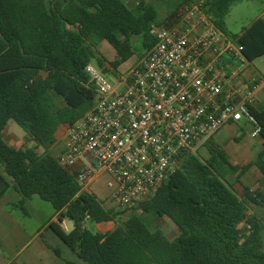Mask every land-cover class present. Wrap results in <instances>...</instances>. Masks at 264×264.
<instances>
[{
    "label": "trees",
    "instance_id": "obj_1",
    "mask_svg": "<svg viewBox=\"0 0 264 264\" xmlns=\"http://www.w3.org/2000/svg\"><path fill=\"white\" fill-rule=\"evenodd\" d=\"M156 2L142 0L131 10L124 0H0V169L21 197L11 209L28 216L26 207L33 197L49 203L58 215L49 230L78 259L66 264H264V222L249 212L251 205L264 207V192L249 191L240 199L228 182L229 175L239 179L252 168L264 177V109L249 107L261 128L262 150L256 161L234 166L211 138L204 145L207 158L183 156L155 196L138 205L141 213H131L105 234L89 231L86 219L92 224L116 222L121 213L107 209L94 194L81 193L75 178L49 151L58 129L76 123L95 104L86 66L97 59L105 75H116L135 56L134 37L142 38V58L154 47L150 32L164 21L162 5L171 20L180 8L194 4ZM236 3L199 4L252 63L264 57V18L239 35H229L225 18ZM103 42L115 50L114 61L97 57ZM11 122L36 146H10L3 133ZM157 218L169 219L178 237L169 240L154 224ZM65 221L73 223L70 232L62 227ZM51 249L64 259L60 249Z\"/></svg>",
    "mask_w": 264,
    "mask_h": 264
},
{
    "label": "built area",
    "instance_id": "obj_2",
    "mask_svg": "<svg viewBox=\"0 0 264 264\" xmlns=\"http://www.w3.org/2000/svg\"><path fill=\"white\" fill-rule=\"evenodd\" d=\"M150 34L154 47L116 84L98 67L86 66L95 104L76 123L64 125L57 157L81 193H91L105 176L108 201L121 213L138 211L183 156L196 154L224 126L246 119L255 127L253 137L261 132L249 107L264 93V77L227 89L248 61L243 47L221 32L200 4L184 6ZM224 57L238 63L230 75ZM88 223L89 218L84 226Z\"/></svg>",
    "mask_w": 264,
    "mask_h": 264
},
{
    "label": "crops",
    "instance_id": "obj_3",
    "mask_svg": "<svg viewBox=\"0 0 264 264\" xmlns=\"http://www.w3.org/2000/svg\"><path fill=\"white\" fill-rule=\"evenodd\" d=\"M124 1L129 9L134 10L142 0ZM144 1H146L147 3L155 4L154 2H152L153 0ZM190 1L191 3L199 4L204 3L208 0ZM182 8H180L178 12H180ZM167 17L168 10H166L164 14L161 13V19L164 20L162 25L173 20H169ZM261 17L264 18V13ZM263 58L264 57L259 58L252 63L248 62L247 67L232 80L227 89L231 87H248L253 77H264V74H262L259 70L260 64L262 63H258L259 60H262ZM223 63L225 66H227V70L225 72V74L227 75H230L232 71L235 70L238 66L237 61L230 57H224ZM106 66L108 67V65ZM116 74L118 75V78L122 75L120 74V72ZM254 107L259 110L264 109V93L257 94ZM254 129V125L244 119L239 123H230L224 126L217 134L212 137V140L226 152L231 164H233L234 166L243 167L251 162L256 161L259 153L262 150L261 138L253 137L252 135ZM21 130L23 129L21 128ZM23 132L24 133L20 132L16 128L9 127L8 125L3 133V138L10 146L17 150L35 147L36 144L31 141L29 135L24 130ZM63 132L64 126H61L57 131L56 142L54 144H59L61 146V152L63 149V145L61 143V140L59 141V139H61ZM38 151L42 154L44 152V149L39 148ZM207 157L208 151L205 158ZM0 174L8 183L7 186L5 181L0 177V264H66L65 260L77 259L76 254L62 242L61 244L62 246H64L65 250V253H62L64 259L59 258L51 249V247L60 249L59 247H57V245L51 242V240L55 242L60 241L48 228V225L50 223L57 221L58 215L56 214L48 225L41 222L40 228L32 226V219L29 217L30 214H28L27 216L19 210L11 209V205L18 203L21 197L15 190L14 185L11 183V180L5 175L3 169H0ZM253 176L255 177V179H253ZM237 177V174L229 175L228 182L230 183L235 194L240 199H243L249 191L251 193L264 192V177L261 175L257 168L250 169L239 179ZM230 178L234 179L235 184L230 182ZM18 211L24 215V221H20L18 215L16 214V212ZM249 212L252 214H256L264 222V219L260 216H264V207L251 205ZM125 215L127 214H124V216ZM63 225L66 227L65 222L63 223ZM95 225L97 226L99 233L105 234L112 232L116 228L117 223L108 222ZM178 235L172 239L167 235L166 236L169 240H174L178 237Z\"/></svg>",
    "mask_w": 264,
    "mask_h": 264
},
{
    "label": "rangeland",
    "instance_id": "obj_4",
    "mask_svg": "<svg viewBox=\"0 0 264 264\" xmlns=\"http://www.w3.org/2000/svg\"><path fill=\"white\" fill-rule=\"evenodd\" d=\"M171 1H177V0H171ZM155 4V0H153ZM168 9L167 6L162 5L160 7L161 13H165ZM264 13V2L261 1H248V0H237V3L231 8L229 14L225 18V25H226V31L229 35H239L244 28H247L251 25V23L256 20L257 18L261 17ZM178 15H180V12H178ZM132 42L134 44L135 48V56L131 58L127 63L123 64L120 67V74L124 75L129 70L135 66L141 59L142 55L144 54L145 50L142 46V38L141 37H134L132 39ZM97 57H103L106 60L114 61L116 59V52L113 49L110 44L107 42H103L98 47V54ZM258 63L260 64L259 70L262 74H264V58L262 60H259ZM92 64L96 67H98L97 59H94L92 61ZM113 72V70H111ZM107 79L113 83L116 84L118 75H112L107 74ZM243 124V123H242ZM9 127L16 128L20 132L24 133L21 128H19L14 122L9 123ZM60 141V139H59ZM256 141V140H252ZM61 146L58 145H52L49 148V151L52 152V154L55 157H58L61 152ZM42 151V150H41ZM195 155H199L201 158H205L207 156V149L202 146L199 148V150L196 152ZM253 179L255 177L253 176ZM231 183L235 184L234 179H229ZM106 181L107 178L101 177L100 180L91 188V193L94 194L100 201L104 202V205L107 209H113L118 213L119 212L116 208L112 206V204L109 203L108 197L110 195V191L106 188ZM27 212L30 214L31 224L32 226H35L36 228L41 227V222L44 224H49L51 220L55 217L56 212L53 209V207L44 201H42L39 197H33V199L29 202V204L26 207ZM137 212L136 210L129 212V213H121V216L116 220V223H120L122 221H125L129 214ZM18 215L20 221H24V215L21 212H16ZM124 214H127L124 216ZM263 219L264 216L260 215ZM57 222V221H56ZM154 224L158 226L162 231L169 237L174 238L178 235L179 231L176 228V226L167 218H157L154 220ZM65 225L67 227L66 232H70L73 229V223L70 221H65ZM87 229L93 233L99 232L97 229V226L92 223H88ZM51 242L57 247H59L62 250V253L64 254V246H62L61 242H55L51 240ZM78 260V259H73Z\"/></svg>",
    "mask_w": 264,
    "mask_h": 264
}]
</instances>
